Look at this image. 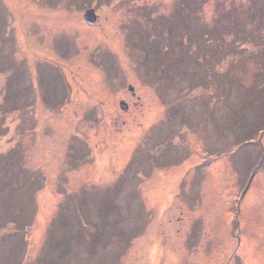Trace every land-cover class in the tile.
Listing matches in <instances>:
<instances>
[{"label":"rangeland","instance_id":"rangeland-1","mask_svg":"<svg viewBox=\"0 0 264 264\" xmlns=\"http://www.w3.org/2000/svg\"><path fill=\"white\" fill-rule=\"evenodd\" d=\"M0 264H264V0H0Z\"/></svg>","mask_w":264,"mask_h":264},{"label":"water","instance_id":"water-1","mask_svg":"<svg viewBox=\"0 0 264 264\" xmlns=\"http://www.w3.org/2000/svg\"><path fill=\"white\" fill-rule=\"evenodd\" d=\"M83 18L87 24H93L97 19V13L93 8H87L83 13ZM127 89L132 95H135V90L133 85L128 84ZM119 107L122 110L126 111L128 109V103L125 100L121 99L119 101Z\"/></svg>","mask_w":264,"mask_h":264}]
</instances>
